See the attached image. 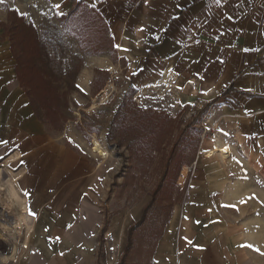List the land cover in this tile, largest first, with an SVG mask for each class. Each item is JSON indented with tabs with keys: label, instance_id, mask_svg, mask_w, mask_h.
I'll return each mask as SVG.
<instances>
[{
	"label": "crops",
	"instance_id": "crops-1",
	"mask_svg": "<svg viewBox=\"0 0 264 264\" xmlns=\"http://www.w3.org/2000/svg\"><path fill=\"white\" fill-rule=\"evenodd\" d=\"M30 2L48 15L66 14L81 2L106 23L116 60L110 54L83 57L86 77L76 80L79 86L92 84L97 67L124 69L136 95L167 81L173 103H203L213 111L209 121L217 139L233 141L201 149L202 156L192 161L188 198L158 234L149 264H264V0ZM28 123L20 186L36 221L14 264H98L105 161L89 154L82 142L62 139L68 128L50 137L39 120ZM216 148L228 152L212 153ZM16 195L15 201L22 200ZM126 228L110 225L105 231V236L113 230L119 235L118 262L128 251L123 252ZM106 254L107 260L114 258Z\"/></svg>",
	"mask_w": 264,
	"mask_h": 264
},
{
	"label": "rangeland",
	"instance_id": "rangeland-1",
	"mask_svg": "<svg viewBox=\"0 0 264 264\" xmlns=\"http://www.w3.org/2000/svg\"><path fill=\"white\" fill-rule=\"evenodd\" d=\"M61 15H48V10L30 0H0V257L9 251L3 262L14 264L16 255L28 247V231L36 221L27 211L20 186L29 145L25 133L30 129L28 121L35 118L50 137L61 136L68 128L62 139L82 142L92 156L100 155L92 148L93 140L99 141L105 152L106 156H99L105 163L95 238L98 264H149L158 234L170 226L175 210L182 209L188 198L187 172L192 161L198 154L202 156L201 149L233 141L217 139L209 121L213 111L203 103H173L167 81L136 95L124 69L97 67L92 84L79 86L76 80L86 77L83 57L110 54L114 61L115 52L103 23L92 14L74 28V36L62 27ZM21 22L27 29H21ZM16 24L20 34H29L28 27L38 34L56 29L58 35L47 48L50 64L27 67L38 54L32 44L21 42ZM15 65L22 70L18 78ZM41 69L44 81L59 85L55 90L60 101L57 113L45 120L34 113L26 93L35 83L39 86L37 70ZM37 93L32 89V98L42 110ZM7 124L13 128H6ZM16 194L22 200L15 201ZM88 199L92 205L97 200L93 195ZM119 224H126L125 235L134 227L128 251L118 262L115 242L119 235L113 230L106 237L105 231ZM106 252L114 258L107 260Z\"/></svg>",
	"mask_w": 264,
	"mask_h": 264
},
{
	"label": "trees",
	"instance_id": "trees-1",
	"mask_svg": "<svg viewBox=\"0 0 264 264\" xmlns=\"http://www.w3.org/2000/svg\"><path fill=\"white\" fill-rule=\"evenodd\" d=\"M79 7H81V9H79ZM89 14H92V17L94 18V20L96 19L97 21H101L103 23L102 28L104 27V29L107 30L106 23L100 18V15L97 13L96 9H94L90 5H86V4L81 3V2H76L68 13L61 15L62 27H64L65 30H67L66 31L67 34L69 33L72 36H74V34H75L74 32L76 31V30H74V28L77 25L82 24L84 22V19L87 20V18H88L87 15H89ZM19 25L21 26L22 30L27 29V25H24L22 22ZM14 26H16L18 28V30L16 31V34L19 35L21 42L32 44V46H33L32 50L34 51V48H35L36 54L39 55V56L35 55L36 57L33 56L32 57L33 59L31 60L30 64L27 63V67L29 66L32 69V67H35V65L37 63H40L39 66H44L46 63L50 64L51 61L49 60V58H51V57H50V54H48L47 48H48V45H53V41L55 40V36L58 35V32L56 31V29L54 31L45 30V32L38 34V32L35 31L32 27L31 28L28 27L30 30L29 34H20L19 33L20 28L18 27V25L16 24ZM13 38H14V36L10 37L11 42H13ZM10 48H11V45H10ZM10 51H11V49H10ZM91 52L98 53V50H93ZM12 55H13V53H12ZM13 56L15 57V55H13ZM14 68L16 69V77L18 78L19 74H20V76H22V70L20 72V70L17 69L16 65ZM42 72H44L42 69L37 70V75H38V79H39L40 84L38 86L35 83V86L32 87V89H35V93H37V91L39 92V93H37V98H39L38 100H40V103L43 107L42 110H40V108L38 107L39 105L36 104L34 102L35 100L32 98L33 97L32 89L29 88L26 91V93H27L28 98H30L29 99L30 106H31L32 110L34 111V113H36V115L39 118L41 117V119H42V117H43L45 120V119H49L48 118L49 115L57 113V106H58L60 101L57 98L58 94L55 92V90L57 89V87L59 85H57V83H50L49 79L47 81H44L43 77H42ZM133 90H135V89H133ZM134 93H135V91H134ZM41 98H42V100H41ZM133 227H131L128 231L127 245L124 248V252L127 251L128 247L130 246V243H131V241H130L131 234L130 233H131Z\"/></svg>",
	"mask_w": 264,
	"mask_h": 264
},
{
	"label": "bare ground",
	"instance_id": "bare-ground-1",
	"mask_svg": "<svg viewBox=\"0 0 264 264\" xmlns=\"http://www.w3.org/2000/svg\"><path fill=\"white\" fill-rule=\"evenodd\" d=\"M94 147H95V150H96V152L98 153V154H100V155H102V156H106L105 155V152L102 150V148H101V146H100V144H99V142L98 141H94ZM217 152H219V153H221V154H226L228 151H227V149L226 148H216L215 150H213V152L212 153H217ZM209 153L208 152H206V155H208Z\"/></svg>",
	"mask_w": 264,
	"mask_h": 264
},
{
	"label": "built area",
	"instance_id": "built-area-1",
	"mask_svg": "<svg viewBox=\"0 0 264 264\" xmlns=\"http://www.w3.org/2000/svg\"><path fill=\"white\" fill-rule=\"evenodd\" d=\"M215 134H217V131H216V132H214V135H215Z\"/></svg>",
	"mask_w": 264,
	"mask_h": 264
},
{
	"label": "snow or ice",
	"instance_id": "snow-or-ice-1",
	"mask_svg": "<svg viewBox=\"0 0 264 264\" xmlns=\"http://www.w3.org/2000/svg\"><path fill=\"white\" fill-rule=\"evenodd\" d=\"M57 7H59L58 5H57ZM62 14V13H61Z\"/></svg>",
	"mask_w": 264,
	"mask_h": 264
}]
</instances>
